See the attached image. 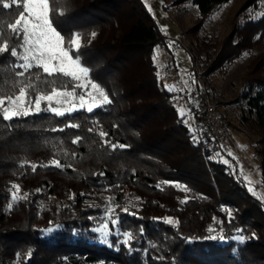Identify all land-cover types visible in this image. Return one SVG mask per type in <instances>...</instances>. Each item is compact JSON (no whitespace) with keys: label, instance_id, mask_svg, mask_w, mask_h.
<instances>
[{"label":"trees","instance_id":"16d2710c","mask_svg":"<svg viewBox=\"0 0 264 264\" xmlns=\"http://www.w3.org/2000/svg\"><path fill=\"white\" fill-rule=\"evenodd\" d=\"M190 1L203 18L229 0ZM15 7L0 5V32L9 36ZM55 7L54 26L62 34H82V62L112 102L71 118L47 112L11 122L0 117V264H264V205L241 177L192 140L172 93L158 80L152 56L164 36L142 1L58 0ZM256 8L260 17L235 29L218 48L201 39L197 51L205 63L212 61L210 71L264 39V0ZM10 59L0 55L3 94L14 91L6 82L12 79ZM37 88L50 90L46 84ZM241 93L260 130L264 183V51L248 63ZM67 123L80 127L52 131ZM101 130L108 137L101 138ZM76 136L81 140L73 144ZM104 139L125 148L113 150ZM52 159L62 166H47ZM13 184L24 199L13 201ZM51 197L59 202L41 204ZM108 208L120 223H109L113 235L105 242L96 229ZM124 232L133 236L128 244L122 243ZM242 234L243 242L228 240Z\"/></svg>","mask_w":264,"mask_h":264},{"label":"rangeland","instance_id":"374dc122","mask_svg":"<svg viewBox=\"0 0 264 264\" xmlns=\"http://www.w3.org/2000/svg\"><path fill=\"white\" fill-rule=\"evenodd\" d=\"M141 1L164 36L163 44L156 46L153 51L158 80L162 87L169 86L164 88L172 93L177 111L184 108L185 117L182 122L187 121L183 124L191 133L192 140L195 143L202 142L209 149L210 158L223 164L225 171L236 174L239 179L241 177L248 191L264 205V183L260 179V158L257 153L261 148V134L254 116L246 111L241 97L247 65L256 54L264 51V39L230 62L214 65L217 68L211 71L207 67H210L212 61L205 63L204 55L200 56L197 51L202 38L218 48L235 29L247 21L257 20L261 13L256 7L261 6L262 0H229L203 18L199 17L196 5L190 0ZM167 48L171 52H166ZM200 89H204V96L219 116L225 132L222 137L215 139L199 129L195 94ZM88 90H91L90 84ZM76 91L79 94L82 90L77 88ZM189 104L193 105L194 113L190 111ZM229 151L232 156L227 154ZM175 185L185 191L183 185ZM49 202L58 203L59 200L46 198L41 204L47 206ZM238 236L228 240L240 242L235 239ZM228 240L221 239L222 242ZM12 264L19 263L14 261Z\"/></svg>","mask_w":264,"mask_h":264},{"label":"snow or ice","instance_id":"6c2138e0","mask_svg":"<svg viewBox=\"0 0 264 264\" xmlns=\"http://www.w3.org/2000/svg\"><path fill=\"white\" fill-rule=\"evenodd\" d=\"M57 3L58 0H11L10 3L0 0L3 9H12L13 6H16L14 11L18 13L15 22L7 24V29L10 30L11 35L9 36L7 32H0V37H3V42L0 43V55L8 53L10 58H14V61L10 59L7 64V68L11 70L12 79L6 81L14 90L13 94L0 93V117L3 121L11 122L16 118L42 112L57 117L67 115L71 118L72 114L77 111L84 110L87 113H92L96 108L112 102L105 90L91 81V70L82 62L79 51L82 34L77 31L62 34L54 26L53 21ZM60 15H63V12ZM96 35L94 31L91 33L93 38ZM155 59L156 57L153 56L154 61ZM16 69H19V71ZM33 69H36V71H33ZM3 70V68H0V71ZM69 81L75 83L70 86ZM38 83L48 85L50 90L37 88ZM193 83H195L194 80ZM89 84L91 90H88ZM185 84H187L186 81ZM164 87L169 88L168 85H164ZM77 88L82 90L81 93H77ZM16 89L18 91H15ZM29 90L35 95L30 94ZM189 102H191V99ZM178 113L181 118L185 117L184 108L178 109ZM183 122L186 123L187 121L184 120ZM8 127L11 129V123ZM79 127L80 124L78 123H67L61 128L52 129V131L62 132L65 128L78 129ZM93 131L92 127L88 128V132ZM97 134L101 138L109 135L102 130ZM193 138L195 139V137ZM80 140L81 137L76 136L72 143L78 144ZM103 143L110 144L113 150L117 147L125 148V145L111 143L109 139H104ZM227 154L232 156L231 151ZM75 155L73 153V156ZM225 163H228V161H225ZM30 166L33 171L37 168L36 164ZM47 166L61 167L62 165L58 159H52ZM100 175H103V173ZM12 188L16 189L12 193L13 201L25 198V196L18 195L20 191L18 184H13ZM184 190L188 191L186 187ZM112 211H114L113 208L106 209V213H108L107 221L96 229L105 238V242L108 236L113 235L108 231L109 223L113 227H117L120 223L119 216L115 218L111 216ZM123 211L127 213L129 209L124 208ZM163 220L169 224L173 223L170 217H164ZM141 231H143L142 228ZM209 231H212V229H209ZM237 231L242 233L243 229ZM115 234L119 235L120 233ZM123 236V244H128L133 239L132 234L129 232H124ZM235 239L243 242L246 237L242 234L235 237Z\"/></svg>","mask_w":264,"mask_h":264},{"label":"built area","instance_id":"2783aa9c","mask_svg":"<svg viewBox=\"0 0 264 264\" xmlns=\"http://www.w3.org/2000/svg\"><path fill=\"white\" fill-rule=\"evenodd\" d=\"M204 89L198 90L196 95L198 126L201 131H206L211 137L219 138L225 135L219 116L213 105L204 96Z\"/></svg>","mask_w":264,"mask_h":264},{"label":"crops","instance_id":"0c3cea01","mask_svg":"<svg viewBox=\"0 0 264 264\" xmlns=\"http://www.w3.org/2000/svg\"><path fill=\"white\" fill-rule=\"evenodd\" d=\"M166 52H171V49L167 48ZM173 55H175V53L172 52Z\"/></svg>","mask_w":264,"mask_h":264}]
</instances>
